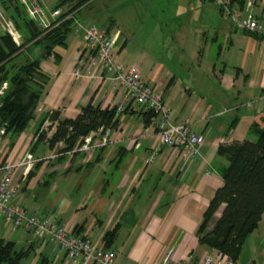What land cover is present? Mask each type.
I'll list each match as a JSON object with an SVG mask.
<instances>
[{"label":"crops","instance_id":"1","mask_svg":"<svg viewBox=\"0 0 264 264\" xmlns=\"http://www.w3.org/2000/svg\"><path fill=\"white\" fill-rule=\"evenodd\" d=\"M38 1L51 20L50 13L60 0ZM193 2V10L197 6L199 16L203 14L206 22L163 33L162 61L150 54V47L142 42L136 45L137 41L130 38L122 13L127 0H87L74 12L80 32H71L67 46L56 48L59 59L51 55L41 62L48 79L34 111L38 122L35 131L52 111H57L60 118H74L88 104L100 108L124 105L125 110L117 114L116 128L106 130L105 144L60 152L57 159L44 156L46 149L53 152L62 147L60 143L48 147L47 139L55 127L50 125V133L46 132L33 152L39 167L25 179L21 167L14 171L16 197L41 183L49 186L46 177L51 178L58 171L68 173L75 165L87 166L98 155L99 160L87 167L102 166L110 175L93 194L94 204L89 207L95 215L90 227L99 230L98 234H88L85 220H79L82 212L74 219L65 216L70 210L67 203L55 211V221L72 231L76 226L78 230L82 227L80 234L100 247L106 231L119 225L111 246L115 264H154L168 252L172 264H201L207 249L199 244L197 230L210 199L222 185L220 172L229 164L218 155V148L254 138L250 129L264 126V44L255 35L234 30L210 1ZM74 4L67 1L59 9L64 13ZM207 12H211V19ZM254 12L260 20L264 19V0L256 1ZM175 17L184 23L190 19L184 12ZM89 25H96L109 35L119 33L115 44L117 60L125 66H136L141 77L162 92L171 123L181 124L193 117L190 129L204 137L194 157L183 155L179 147L160 145L158 115H149L144 106L127 102L124 91L114 87L111 72L100 64H88L90 54L85 50L84 30ZM35 131L27 137L22 132L13 136L5 132L10 144L1 163H18L33 144ZM101 138L102 133L94 134V140ZM155 149L156 154L147 162ZM222 209L223 205L209 227ZM263 224L264 213L257 228L245 239L235 264H264ZM32 238L29 246L34 242L51 246L46 239ZM50 254L41 253V264H89L81 259L72 261L52 247Z\"/></svg>","mask_w":264,"mask_h":264},{"label":"trees","instance_id":"2","mask_svg":"<svg viewBox=\"0 0 264 264\" xmlns=\"http://www.w3.org/2000/svg\"><path fill=\"white\" fill-rule=\"evenodd\" d=\"M67 1H75V4L59 15L56 19L59 22L56 25L47 29L40 28L29 17L18 0L2 1L15 30L21 36L19 44L6 31L0 36V83L8 82L0 110V128H4L11 136L21 133L34 119V111L48 79V75L42 71L41 62L51 55L56 60L59 59L61 55L56 48L67 46L68 36L76 25L74 12L87 0H60L55 9ZM67 15L70 17L65 18ZM35 47H39L38 54L33 53L19 64H13L17 57L24 54V50L32 48V53ZM117 108L118 106L100 108L88 104L81 107L80 113L74 118H60L57 111H52L40 121L29 151L33 154L45 138L46 132L41 131V128L46 120L56 121L55 129L47 139L49 148L61 142L59 153L78 151L83 144L82 137L90 132L101 127L102 132L116 128ZM124 110L123 108L122 111ZM152 113L151 110L147 111L149 115ZM148 120L149 118L146 122ZM249 133L254 138L219 146L218 155L223 156L229 164L220 172L222 185L210 199L197 230L200 245L227 254L233 261L237 260L245 239L257 228L264 213V126L250 129ZM98 160L97 155L92 162L87 163V166ZM38 167L39 164L36 162L27 174L28 177ZM221 205L223 209L219 217L209 227ZM77 227L72 232L81 235L82 227L79 230ZM118 230L119 225H115L106 231L103 248H112ZM14 245L13 241L0 239V264H20L32 248L29 246L26 249L15 250Z\"/></svg>","mask_w":264,"mask_h":264},{"label":"built area","instance_id":"3","mask_svg":"<svg viewBox=\"0 0 264 264\" xmlns=\"http://www.w3.org/2000/svg\"><path fill=\"white\" fill-rule=\"evenodd\" d=\"M2 1L0 0V24L19 44L21 36L15 30L10 18H8ZM18 1L40 28L47 29L59 22L56 20L61 14L59 8L50 13L51 20H49L46 9L40 1ZM208 1L218 9L221 18L227 21L234 30L255 35L264 44V19L260 20L254 12L257 0ZM68 17L70 15L65 18ZM52 22L54 23L52 24ZM114 34L109 35L96 25H89L85 28V50L90 54L88 64L91 66L100 64L106 71L111 72L114 87L124 91L127 102H135L158 115L157 135L160 145L179 147L183 155L194 157L198 153V147L204 142V137L190 129L193 117H188L181 124L170 122L169 108L163 101L162 92L147 83L141 77L136 66H125L117 60V51L114 49L117 33ZM74 75L78 76L79 72L75 71ZM7 88V81L0 83V110ZM123 108L124 105H119L117 113H120ZM46 124L53 127L56 125V121H53V123L46 122L41 131H46V128H44ZM96 133H102L100 140L93 139ZM82 139L83 144L78 149L86 150L91 146L103 145L106 143V130L102 132L101 127L82 137ZM9 144L10 140L6 137L4 128H0V159ZM60 145H62L61 142ZM156 152L157 149L153 150L147 162H151ZM37 160L30 151H27L18 163L3 164L0 161V218L4 219L6 224H11L14 229L22 228L33 237L46 239L52 250L63 253L72 261L81 259L84 263L89 264H115V252L112 249L95 245L89 238L76 235L65 225H61L51 218L41 216L15 201L17 191V186L13 184L15 169L21 167L22 178L25 179ZM154 264H172L170 252L166 253L160 262ZM201 264H235V261L227 254L220 253L215 249H207L201 258Z\"/></svg>","mask_w":264,"mask_h":264},{"label":"rangeland","instance_id":"4","mask_svg":"<svg viewBox=\"0 0 264 264\" xmlns=\"http://www.w3.org/2000/svg\"><path fill=\"white\" fill-rule=\"evenodd\" d=\"M127 1L128 3L124 6L122 13L125 19L124 25L127 28V31H129V35L131 36L130 38L137 41L135 43L136 45H139V42H142L147 48L150 47V54L161 61L163 58L161 49V37L163 33H170L174 29H179L182 26H197L200 22H206V18H204L205 16L203 14H200L199 16V8H197V6H195L193 10L192 6L195 4L193 0ZM72 2L74 3L75 1ZM65 8H67V5L64 6V9ZM5 11L8 18H10L8 11L6 9ZM179 12H184L190 16L188 22H181L179 18L175 17V15H178ZM207 15L211 19V12H207ZM168 16L171 20L166 21ZM208 24L211 23L208 22ZM75 31L80 32V28L77 24L73 28L72 33ZM4 32L5 30L0 24V36L4 34ZM106 33L108 32L106 31ZM118 37L119 33L117 32L114 49ZM35 48L36 49H33L35 52L34 54H38L39 47ZM31 50L32 48L23 52L24 54L17 57L13 61V64H19L25 58L29 57ZM37 123V118L32 119L21 135L27 137L30 134H33ZM44 128H46V131L43 130V132L50 131V126L48 124H46ZM57 149L58 148H56L53 152L46 149L44 151V156L55 159L58 157L55 155L59 153ZM63 156L66 157L67 155ZM78 167V165H75L68 173L58 171L51 178L46 177V175L45 179L49 181V186L41 183V185L35 189L28 190L24 194H19L15 201L18 203L21 202L20 204L24 205L31 211H35L39 215H49L50 217L48 218L53 220L58 218L55 211L58 210L63 203H67L68 206L70 205V210L65 216H72V219H74L78 212H82L79 214V220H85L88 234H90L91 237L98 234L99 230H96L94 226L90 227L95 220V215L90 211L89 207L94 204V199L92 197L93 194L103 185V181L105 179L108 180L110 178V175L109 173L104 172L102 166L92 168L87 166ZM81 204L85 207H80ZM75 208H78V211L74 212L73 210ZM32 237V235L28 234L22 228L14 229L11 224H6L5 220L0 218V239L13 241L15 244V250L26 249L29 247V244L32 240H34ZM50 248L51 246H45V244L41 246L34 242L29 255L22 259L20 264H41V253L45 252V254H50ZM50 255L53 257L52 254Z\"/></svg>","mask_w":264,"mask_h":264}]
</instances>
